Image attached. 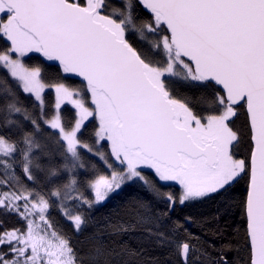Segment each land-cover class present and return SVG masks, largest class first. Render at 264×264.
<instances>
[{
	"label": "snow or ice",
	"instance_id": "snow-or-ice-1",
	"mask_svg": "<svg viewBox=\"0 0 264 264\" xmlns=\"http://www.w3.org/2000/svg\"><path fill=\"white\" fill-rule=\"evenodd\" d=\"M0 264H264V0H0Z\"/></svg>",
	"mask_w": 264,
	"mask_h": 264
}]
</instances>
